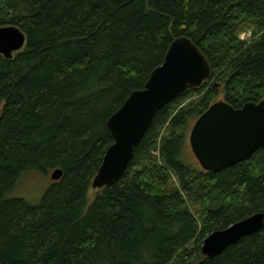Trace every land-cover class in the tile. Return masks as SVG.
<instances>
[{
	"label": "trees",
	"instance_id": "trees-1",
	"mask_svg": "<svg viewBox=\"0 0 264 264\" xmlns=\"http://www.w3.org/2000/svg\"><path fill=\"white\" fill-rule=\"evenodd\" d=\"M9 26L27 44L0 55V264H264V229L201 252L211 233L264 213V149L219 173L184 160L188 122L220 85L234 108L264 99V0H0ZM180 37L211 78L156 115L123 178L91 202L108 120ZM57 169L39 205L11 197L25 174Z\"/></svg>",
	"mask_w": 264,
	"mask_h": 264
},
{
	"label": "water",
	"instance_id": "water-1",
	"mask_svg": "<svg viewBox=\"0 0 264 264\" xmlns=\"http://www.w3.org/2000/svg\"><path fill=\"white\" fill-rule=\"evenodd\" d=\"M27 44V36L18 27L0 28V55L12 58ZM210 61L187 37L175 39L163 64L150 75L143 89L133 91L124 105L108 120L113 137L92 187L103 189L116 185L127 172L135 150L151 127L156 115L179 95L199 88L211 78ZM2 108L0 107V117ZM192 151L208 173H219L246 162L264 149V99L234 108L225 101L214 103L199 117L190 135ZM63 177L55 170L52 180ZM264 229V213H256L211 233L201 252L208 258L223 253L242 238Z\"/></svg>",
	"mask_w": 264,
	"mask_h": 264
},
{
	"label": "rangeland",
	"instance_id": "rangeland-1",
	"mask_svg": "<svg viewBox=\"0 0 264 264\" xmlns=\"http://www.w3.org/2000/svg\"><path fill=\"white\" fill-rule=\"evenodd\" d=\"M252 38H253V35L251 31H247V32L240 34V39L248 43L252 40ZM17 53L18 52L13 53V56H15ZM210 84L211 86L216 85L215 81H211ZM218 94L219 95L216 98L215 103L219 101H225V93H224L222 85H220L219 87ZM198 119L199 117H193L188 122V126H187L186 133H185L184 160L187 164L193 166L197 170L204 171L199 165L192 151L191 145H190V135ZM52 174L53 172H50L47 175H43L37 172H31V173L25 174L17 182V185L15 186V189L13 193L11 194V197L24 199L28 201L29 203H31L32 205H39L42 198L44 197V195L46 194V192L52 185V183H54V180H52L51 178ZM99 192H100V189L91 188L89 191V200L92 202Z\"/></svg>",
	"mask_w": 264,
	"mask_h": 264
},
{
	"label": "bare ground",
	"instance_id": "bare-ground-1",
	"mask_svg": "<svg viewBox=\"0 0 264 264\" xmlns=\"http://www.w3.org/2000/svg\"><path fill=\"white\" fill-rule=\"evenodd\" d=\"M58 170V169H57ZM231 226V225H230Z\"/></svg>",
	"mask_w": 264,
	"mask_h": 264
}]
</instances>
